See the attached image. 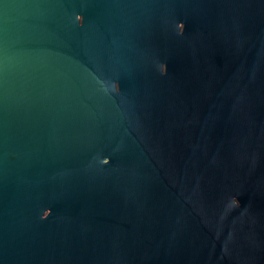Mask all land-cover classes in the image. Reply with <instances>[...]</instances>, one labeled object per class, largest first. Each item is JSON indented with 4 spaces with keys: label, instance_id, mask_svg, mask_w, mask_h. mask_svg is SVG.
<instances>
[{
    "label": "water",
    "instance_id": "water-1",
    "mask_svg": "<svg viewBox=\"0 0 264 264\" xmlns=\"http://www.w3.org/2000/svg\"><path fill=\"white\" fill-rule=\"evenodd\" d=\"M0 264H264V0H0Z\"/></svg>",
    "mask_w": 264,
    "mask_h": 264
}]
</instances>
